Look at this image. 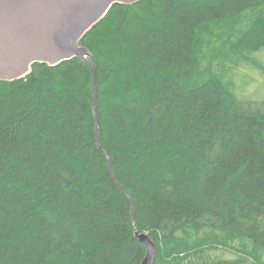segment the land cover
<instances>
[{
	"label": "trees",
	"instance_id": "16d2710c",
	"mask_svg": "<svg viewBox=\"0 0 264 264\" xmlns=\"http://www.w3.org/2000/svg\"><path fill=\"white\" fill-rule=\"evenodd\" d=\"M79 44L95 110L78 57L0 81V264H141L136 231L153 264H264V99L237 82L264 0L115 3Z\"/></svg>",
	"mask_w": 264,
	"mask_h": 264
},
{
	"label": "water",
	"instance_id": "95a60500",
	"mask_svg": "<svg viewBox=\"0 0 264 264\" xmlns=\"http://www.w3.org/2000/svg\"><path fill=\"white\" fill-rule=\"evenodd\" d=\"M137 1L0 0V81L25 77L34 63L53 66L78 57L91 68L95 110L96 62L79 41L113 4H132ZM97 125L96 120L98 139ZM135 234L146 248L141 264H153L156 254L154 241L146 233L136 231Z\"/></svg>",
	"mask_w": 264,
	"mask_h": 264
},
{
	"label": "rangeland",
	"instance_id": "374dc122",
	"mask_svg": "<svg viewBox=\"0 0 264 264\" xmlns=\"http://www.w3.org/2000/svg\"><path fill=\"white\" fill-rule=\"evenodd\" d=\"M264 65V49L256 54ZM237 76L242 94L253 100L264 99V69L257 70L245 65ZM240 68V69H241ZM221 252V251H219Z\"/></svg>",
	"mask_w": 264,
	"mask_h": 264
}]
</instances>
